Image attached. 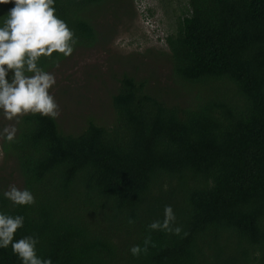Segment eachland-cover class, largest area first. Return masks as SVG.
<instances>
[{
  "label": "trees",
  "instance_id": "16d2710c",
  "mask_svg": "<svg viewBox=\"0 0 264 264\" xmlns=\"http://www.w3.org/2000/svg\"><path fill=\"white\" fill-rule=\"evenodd\" d=\"M112 2L55 0L77 40L73 54L112 38L95 25ZM188 2L162 46L175 83L190 87L189 106L124 73L111 126L91 118L73 134L56 118L0 115V129L16 128L13 142L0 139L3 161L35 199L13 206L1 176L0 212L24 217L14 239L35 236L52 264H264V0ZM12 7L0 5V17ZM64 59L53 53L40 67ZM167 205L179 235L148 228ZM145 239L133 257L129 248ZM0 264H20L10 246Z\"/></svg>",
  "mask_w": 264,
  "mask_h": 264
},
{
  "label": "rangeland",
  "instance_id": "374dc122",
  "mask_svg": "<svg viewBox=\"0 0 264 264\" xmlns=\"http://www.w3.org/2000/svg\"><path fill=\"white\" fill-rule=\"evenodd\" d=\"M127 2L116 4L113 0L95 18L100 32L114 30L112 38L93 48L76 51L50 71L56 78L50 90L59 105L56 119L67 133L80 132L91 118L99 124L112 125V97L124 73L147 80L151 92L166 101L182 106L192 102L190 87L175 83L168 49L158 41L159 35L167 37L177 32L180 21L190 14L188 0ZM145 20L149 27L144 26ZM13 167V162L3 161L0 150V177L18 186L21 180Z\"/></svg>",
  "mask_w": 264,
  "mask_h": 264
},
{
  "label": "clouds",
  "instance_id": "9594fccd",
  "mask_svg": "<svg viewBox=\"0 0 264 264\" xmlns=\"http://www.w3.org/2000/svg\"><path fill=\"white\" fill-rule=\"evenodd\" d=\"M11 3L13 7L0 17V115L5 120L19 123V117L39 114L55 119L59 115L51 89L55 76L40 67L41 58L52 54L70 57L77 43L74 32L66 22L55 15V0H0V5ZM14 125L0 129V139L13 142ZM2 196L13 206H31L33 194L27 189L9 185ZM176 216L170 205L164 207L163 221L148 225L152 231H167L179 235L181 228L173 227ZM24 217L0 212V249L11 247L20 264H52L51 259L37 254L38 239L33 235L14 239L18 229L23 228ZM150 240H144V248L133 245L129 253L135 257L146 251Z\"/></svg>",
  "mask_w": 264,
  "mask_h": 264
},
{
  "label": "built area",
  "instance_id": "2783aa9c",
  "mask_svg": "<svg viewBox=\"0 0 264 264\" xmlns=\"http://www.w3.org/2000/svg\"><path fill=\"white\" fill-rule=\"evenodd\" d=\"M143 23H144V26L146 27H149V23H148V20H145V21H142ZM151 28V27H150ZM166 36H164V34L163 35H159V37H158V41L160 42V45L162 46L163 45V41H164V38H165Z\"/></svg>",
  "mask_w": 264,
  "mask_h": 264
}]
</instances>
